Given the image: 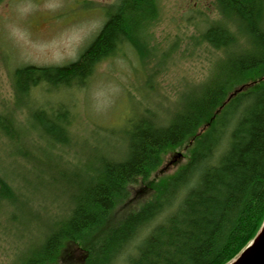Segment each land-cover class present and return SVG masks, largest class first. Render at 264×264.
Here are the masks:
<instances>
[{
    "label": "trees",
    "instance_id": "trees-1",
    "mask_svg": "<svg viewBox=\"0 0 264 264\" xmlns=\"http://www.w3.org/2000/svg\"><path fill=\"white\" fill-rule=\"evenodd\" d=\"M215 4L219 19L204 26L200 41L224 53L218 72L188 90L165 122L150 110L131 112L117 132L124 158L92 155L87 161L95 166L70 180L72 173H58L48 158L32 162L30 147H18L19 130L0 117L3 140L17 142L16 153L40 172L38 185L51 192L66 180L72 191L66 190L68 213L53 218L19 264H61L69 245L79 250L80 264H229L254 241L264 225V0ZM159 14V0H119L76 61L14 69L17 103L32 105V91L42 84L83 87L124 47L145 61L152 53L148 32ZM35 107L32 127L47 148L71 144L64 105L50 116L42 104ZM177 149L185 151V163L164 174L161 166ZM143 183L149 199L116 218L118 205ZM18 198L0 175V210Z\"/></svg>",
    "mask_w": 264,
    "mask_h": 264
},
{
    "label": "rangeland",
    "instance_id": "rangeland-1",
    "mask_svg": "<svg viewBox=\"0 0 264 264\" xmlns=\"http://www.w3.org/2000/svg\"><path fill=\"white\" fill-rule=\"evenodd\" d=\"M159 1V18L146 39L152 53L145 61L124 47L99 64L83 87L54 90L42 84L32 91V105L31 100L19 105L13 88L14 69L76 61L104 25L106 10L119 0H0V117L19 130L18 147L25 151L30 147L32 162L48 158L50 168L72 173L68 179L73 180L78 170L85 176V166H95L87 161L92 155L124 158L126 148L117 132L124 129L131 112L150 110L166 121L188 90L218 72L217 62L224 53L200 41L204 26L219 19L215 0ZM58 103L69 113L72 140L61 148H47L32 127L30 114L42 104L50 116ZM16 144L0 134V175L19 196L15 206L0 210V264L23 261L44 239L53 218L68 213L67 191L72 192L66 180L51 192L38 185L40 172L16 153ZM184 156V150H175L160 171L174 173L185 163ZM146 186L131 189L128 200L115 210L116 218L149 199L151 191ZM129 252L130 248L125 253ZM80 256L79 250L66 246L61 264H80Z\"/></svg>",
    "mask_w": 264,
    "mask_h": 264
},
{
    "label": "water",
    "instance_id": "water-1",
    "mask_svg": "<svg viewBox=\"0 0 264 264\" xmlns=\"http://www.w3.org/2000/svg\"><path fill=\"white\" fill-rule=\"evenodd\" d=\"M229 264H264V225L254 241Z\"/></svg>",
    "mask_w": 264,
    "mask_h": 264
}]
</instances>
